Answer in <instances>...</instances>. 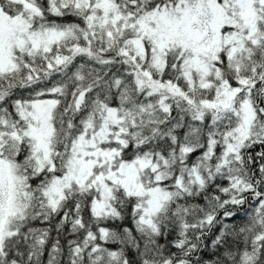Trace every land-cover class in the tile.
I'll return each mask as SVG.
<instances>
[{"label":"snow or ice","instance_id":"obj_1","mask_svg":"<svg viewBox=\"0 0 264 264\" xmlns=\"http://www.w3.org/2000/svg\"><path fill=\"white\" fill-rule=\"evenodd\" d=\"M0 264H264V0H0Z\"/></svg>","mask_w":264,"mask_h":264}]
</instances>
